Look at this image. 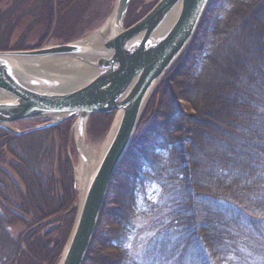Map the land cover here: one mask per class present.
Masks as SVG:
<instances>
[{
  "label": "trees",
  "instance_id": "trees-1",
  "mask_svg": "<svg viewBox=\"0 0 264 264\" xmlns=\"http://www.w3.org/2000/svg\"><path fill=\"white\" fill-rule=\"evenodd\" d=\"M97 1L0 0V31L3 17L24 15L40 19L43 37L23 49L49 37L68 43L86 30ZM219 2L210 1L148 101L85 264H264V0L228 12L194 74L199 42ZM45 4L53 8L50 30L41 23ZM110 115L92 116L91 130L100 133ZM70 126L71 120L23 134L0 126V264H54L62 253L75 217L65 213L76 194L67 156ZM7 152L18 160L10 167L20 183L10 174L2 178ZM117 179L121 184L114 185ZM19 221L26 229L15 240Z\"/></svg>",
  "mask_w": 264,
  "mask_h": 264
},
{
  "label": "water",
  "instance_id": "water-1",
  "mask_svg": "<svg viewBox=\"0 0 264 264\" xmlns=\"http://www.w3.org/2000/svg\"><path fill=\"white\" fill-rule=\"evenodd\" d=\"M210 1L158 0L141 19L125 27L131 0H117L112 16L119 30L108 35L102 47L72 41L0 51V126L9 129L14 122L36 117L51 120L15 132L23 134L74 119L72 133L77 130L83 142L91 116L111 111L119 115L80 202L66 212L77 211L60 264H85L111 182L132 143L143 110L158 83L188 47ZM62 56L95 57L94 75L81 84L61 86L54 73L26 65Z\"/></svg>",
  "mask_w": 264,
  "mask_h": 264
},
{
  "label": "rangeland",
  "instance_id": "rangeland-1",
  "mask_svg": "<svg viewBox=\"0 0 264 264\" xmlns=\"http://www.w3.org/2000/svg\"><path fill=\"white\" fill-rule=\"evenodd\" d=\"M116 1L117 0H98L94 4V6L91 8V10L89 11V14L87 13L88 17H90L91 19L90 20L86 19L87 21L84 24L88 25V27L86 28V30H83V32L81 30H79L81 32L79 34H76L72 38V41H81L84 38H86L87 36H89L90 34L96 32L102 28H105V27H106V30H105L104 35L108 36L109 31L107 29V22L111 18V16L113 15V12H114V9L116 6ZM249 1L250 0H221V2H219L217 9L211 14L209 21L207 23V27L205 28L206 32L204 34H202L201 40L199 42V45L201 46V48L197 52L198 63H197L195 70L193 72L194 74H196L199 70V63L203 58L205 50L208 48V46H215V42L217 43L216 36L214 34L217 26L223 27L225 25V17L228 20V16H229L228 12L233 11L237 5L246 4ZM153 2H156V1L155 0H133L130 3L131 5H129L130 9L128 8V12H127V15H126L125 20H124V26L127 27L126 26V20H128V18H134L135 15L137 14V11H139V8H141L143 5H148V4H151ZM52 14H53L52 6H48L47 4H45V17H42L41 23L44 24L45 26H47V28L49 30L51 28V20H52V16H53ZM86 17H87V15H86ZM5 18L6 17H3L2 22H4V24L6 22V24H5V26L3 25V30L0 31V51L23 49L21 46H25V45H29V44L33 45L42 39L43 34L40 31L39 25H38V23H40V21H39L40 19H38V18L31 19V18H27L24 15L19 16V18H17V19L13 18V15H9V16H7L6 19ZM62 43L63 42L61 40L59 41L57 39H54V38L51 39L49 37L48 39H46L43 42L42 46L56 45V44H62ZM14 46H17V47H14ZM67 57H73L74 59H77V60L81 59L80 56H76V57L75 56H62V57H56V58H67ZM63 74H65V73H63ZM160 82L158 83V85L160 84ZM158 85H157V87H158ZM157 87H156L154 93L156 92ZM154 93L152 94V96L154 95ZM144 110H145V108H144ZM144 110H143V112H144ZM109 113H111L109 119H107L108 121L110 120L109 125L101 127L99 129L101 132L98 134H95L94 131L91 130V124H92L91 117L92 116L89 118L88 122L85 125V131H84V135H83L84 136V140H83L84 145L91 147L93 149H96V150L101 148L104 145V143L107 141V139L109 137L113 123H114L116 116H117L116 111H111ZM69 120H71V126H70V130H69V134H68V141H67V156H68L69 161H70V166H71L72 176H73V183H74V188H75L76 194H75V202L68 208V210H66V212L69 211L73 205L80 202L81 190H80L79 181L77 179V177H78L77 171H78V168L85 165V162H84V159L82 156V154L84 156H85V154L81 150V147L79 145V140H78L79 134L77 133V130H75L72 133V126L74 123V119H69ZM69 120H67V121H69ZM50 122H51L50 119H43L41 117L24 119V120H19V121L11 124L10 128L13 129L14 131H12L10 128L8 130L15 133L16 131H25L27 129H30V128H33L36 126L48 124ZM64 122H66V121H64ZM59 124H61V123H59ZM51 127H53V126H51ZM47 128H50V127H47ZM47 128H43V129H47ZM137 130H138V128H137ZM137 130H136V133L134 135V138L137 134ZM40 140L41 139H38L37 141H40ZM37 141L35 142V144L38 143ZM80 151H82V152H80ZM15 161H18L17 158H14L11 154H9V152H7V155L5 156V158L3 160L2 166H3V168H5L7 170V174H10L13 176L15 182L17 181L18 183H20L19 177L14 174L15 172L13 171L12 167H10V164L14 163ZM46 176L47 175L45 174V177ZM113 180H114V178H113ZM113 180L111 182V186L113 184ZM119 184H121L120 179H117V181L114 182V185H119ZM111 186H110V189L107 193L106 205L104 207H106L109 203H111V197L109 196ZM22 187H23V185H22ZM158 190H159V188L157 189V192H159ZM17 198H19V197H17ZM73 212L76 216L77 211H73ZM73 212H71V213H73ZM164 213H165V211L163 210L162 211L163 216H164ZM74 221H75V217H74ZM73 224H74V222H73ZM16 225H18V226H16ZM10 226H11V224H10ZM14 226L17 227V228L13 229L14 230V239L16 240V239H19V237L21 236L24 229H26V226L23 225L22 223H20V221L17 222ZM100 226H101V221L99 219L98 227H100ZM143 228H147V225L144 226ZM71 230H72V228H71ZM70 233H71V231H70ZM22 238L23 237H21V243L23 244L24 239L22 241ZM139 247H140V245H138V243H137L136 250ZM180 251H181L182 255L184 256L185 260H190V262L196 261V258L194 257V255L192 254V252L190 250L185 249V247H182ZM62 252H63V249H62ZM61 255H62V253L59 255V257H57L54 264H60Z\"/></svg>",
  "mask_w": 264,
  "mask_h": 264
},
{
  "label": "bare ground",
  "instance_id": "bare-ground-1",
  "mask_svg": "<svg viewBox=\"0 0 264 264\" xmlns=\"http://www.w3.org/2000/svg\"><path fill=\"white\" fill-rule=\"evenodd\" d=\"M107 29L109 31V35L117 34L119 29L116 27L114 23V16H111V18L108 20ZM105 30H106V27L90 34L83 40L79 41V43L87 44L88 46H95V47L101 46L102 47V45L105 42V38L107 37L104 35ZM95 64H96V58L91 57V56L81 57V59L79 60L74 59L73 57H67V58H53V59H47V60L37 61L33 63L32 62L26 63L28 67H30L31 69H37L39 72L46 71V72L54 73L55 78L62 81L61 86L67 85L68 83H69L68 85H70V82L75 83V84H81L87 81L95 73ZM61 81H59V83H61ZM118 118H119V115H117V118L115 120L116 121L115 125L114 127L112 126L113 130H111L107 141L104 143V145L101 148L97 150L84 145L83 142H81V136L77 131V133L79 134V137H78L79 145L87 159L85 162V165L78 168V171H77L78 172L77 179L80 185L81 197L84 194V191H85V188H86V185H87V182H88V179L91 173L94 171V169L98 165L102 155L104 154L108 146L109 141L111 140L113 136Z\"/></svg>",
  "mask_w": 264,
  "mask_h": 264
},
{
  "label": "flooded vegetation",
  "instance_id": "flooded-vegetation-1",
  "mask_svg": "<svg viewBox=\"0 0 264 264\" xmlns=\"http://www.w3.org/2000/svg\"><path fill=\"white\" fill-rule=\"evenodd\" d=\"M1 174H2V178H3V179L8 178V174H7V173H6V174L1 173ZM7 184H8V183H7ZM2 186L5 187V185H3V184H2Z\"/></svg>",
  "mask_w": 264,
  "mask_h": 264
}]
</instances>
